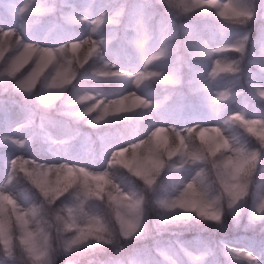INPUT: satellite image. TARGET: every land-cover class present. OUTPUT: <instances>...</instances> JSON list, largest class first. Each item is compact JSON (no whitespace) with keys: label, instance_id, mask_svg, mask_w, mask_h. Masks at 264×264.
I'll return each mask as SVG.
<instances>
[{"label":"clouds","instance_id":"9594fccd","mask_svg":"<svg viewBox=\"0 0 264 264\" xmlns=\"http://www.w3.org/2000/svg\"><path fill=\"white\" fill-rule=\"evenodd\" d=\"M0 16V264H264V0Z\"/></svg>","mask_w":264,"mask_h":264},{"label":"rangeland","instance_id":"374dc122","mask_svg":"<svg viewBox=\"0 0 264 264\" xmlns=\"http://www.w3.org/2000/svg\"><path fill=\"white\" fill-rule=\"evenodd\" d=\"M10 3H12V4H14L15 3V0H8ZM39 0H35V2L36 3H39L38 2ZM17 28L18 30H19V24L18 23H16V22H13L11 19H8V18H5V17H3V16H0V29H6V28ZM77 34H78V36L79 35H83L82 33H81V31L80 30H78V31H75ZM26 39H27V37H26ZM39 42V41H38ZM105 59L108 61V62H113V57L112 56H109V55H105ZM104 94L105 95H111V94H107V93H105L104 92ZM99 167H101V166H98V167H96V168H93V170H99ZM253 247H255V243L253 242Z\"/></svg>","mask_w":264,"mask_h":264},{"label":"snow or ice","instance_id":"6c2138e0","mask_svg":"<svg viewBox=\"0 0 264 264\" xmlns=\"http://www.w3.org/2000/svg\"><path fill=\"white\" fill-rule=\"evenodd\" d=\"M86 47V52L84 53V55H90L93 51V49L88 48L87 44L84 45ZM77 48L81 47L80 45L76 46ZM31 55H33V50L29 49L26 53H25V58L30 57ZM40 58H41V65H46L47 63H49L53 57V54L51 52H41L39 53ZM132 103L138 104L139 101L133 100Z\"/></svg>","mask_w":264,"mask_h":264},{"label":"trees","instance_id":"16d2710c","mask_svg":"<svg viewBox=\"0 0 264 264\" xmlns=\"http://www.w3.org/2000/svg\"><path fill=\"white\" fill-rule=\"evenodd\" d=\"M38 2H39L38 4H45V3H47V0H39ZM8 3L12 4L9 1H8ZM8 19H10V18H8ZM78 30H80V29L79 28L74 29V31H78ZM81 52H82V54H84L86 52L85 46H82ZM101 87L103 88L105 93L113 94V90L116 89L118 87V85L115 83H109V84H102Z\"/></svg>","mask_w":264,"mask_h":264}]
</instances>
